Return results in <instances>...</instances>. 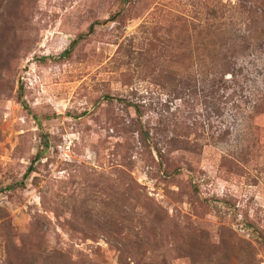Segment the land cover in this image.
Returning <instances> with one entry per match:
<instances>
[{"label":"rangeland","instance_id":"374dc122","mask_svg":"<svg viewBox=\"0 0 264 264\" xmlns=\"http://www.w3.org/2000/svg\"><path fill=\"white\" fill-rule=\"evenodd\" d=\"M220 39L264 93V0H0V264H264V112L170 93Z\"/></svg>","mask_w":264,"mask_h":264},{"label":"trees","instance_id":"16d2710c","mask_svg":"<svg viewBox=\"0 0 264 264\" xmlns=\"http://www.w3.org/2000/svg\"><path fill=\"white\" fill-rule=\"evenodd\" d=\"M207 31L210 30L207 29L202 35L199 34V36L202 37V41H204L205 37L209 34ZM261 32L262 31L253 33V35H251L252 38L256 34L254 38L258 40L261 37ZM225 44L226 43H223V40L220 39L218 42H209V46L207 47L206 44V46L202 49L201 54L204 55L203 53H206L204 56L207 55L206 58L211 60V72L213 73V76H211L212 79L210 81L203 79L204 82L202 83L201 80L198 83L199 87H197L198 79L195 74L193 75L195 77H192L191 79V82L193 81V83H190L188 76H182L178 85H175L170 92L173 99L175 101H179V104L176 105L177 113H192L195 107L198 108L199 106V108L202 109L201 112L205 111V115L202 113V117L197 114L198 117H200L199 119L192 118L193 121L190 126H193L196 129L200 128L202 131L205 127L210 139L217 138L219 136L218 138L224 140L230 137V127L224 125V120L222 122L220 121L218 125H214L212 123L214 117L216 120H218V118L220 119L221 114L225 109L234 113L239 112L240 110H245V112L248 111L251 114V117L254 114L264 112V93L257 92V90L253 88L255 85H253V87L250 85L249 82H254L250 80V73L245 71L243 66L234 68L233 66H235V63L231 67L226 61L228 52L230 55L232 54V56L238 55V47L236 45L225 47ZM67 52L68 51L66 50L63 54H66ZM183 57L188 59L189 55L183 54ZM185 61L186 60H182V63ZM186 69L187 67H184V71ZM228 74H230V76L226 77ZM240 79H243L245 83H242ZM205 83L207 85H205ZM241 90L248 91L249 93L244 94ZM205 91H207V93ZM106 98L112 99V97L108 96H106ZM129 106H132L135 114L140 117L139 105L137 103H130ZM182 106L189 108L182 110ZM204 121L206 122L204 123ZM183 125L184 123L181 121L179 126L181 128L180 131L184 129ZM186 129H188V127ZM153 144H155V142H153ZM38 156L39 155H36V158ZM158 157L161 158L162 155L158 153Z\"/></svg>","mask_w":264,"mask_h":264}]
</instances>
